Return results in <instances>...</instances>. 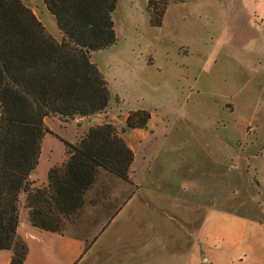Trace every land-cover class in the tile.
<instances>
[{
  "label": "rangeland",
  "instance_id": "1",
  "mask_svg": "<svg viewBox=\"0 0 264 264\" xmlns=\"http://www.w3.org/2000/svg\"><path fill=\"white\" fill-rule=\"evenodd\" d=\"M146 5L116 0V40L90 55L107 108L45 120L70 142L109 123L134 149L131 184L101 173L88 196L98 203L65 222L89 243L76 264H178L209 206L264 222V0H174L159 27ZM40 17L57 35L53 15ZM137 110L149 112L147 126L128 129ZM51 148L62 160V144Z\"/></svg>",
  "mask_w": 264,
  "mask_h": 264
},
{
  "label": "trees",
  "instance_id": "2",
  "mask_svg": "<svg viewBox=\"0 0 264 264\" xmlns=\"http://www.w3.org/2000/svg\"><path fill=\"white\" fill-rule=\"evenodd\" d=\"M174 0H147L151 26L159 27ZM62 33L56 39L22 0H0V250L13 249L9 264H23L24 245H14L19 193L26 195L31 224L63 234L78 217L99 171L129 182L134 153L109 123L90 127L72 144L61 139L66 159L47 172L48 184L33 188L49 116L60 121L104 111L109 90L91 61L93 51L116 40V0H42ZM149 112H130L128 129H145ZM41 204V209L33 208Z\"/></svg>",
  "mask_w": 264,
  "mask_h": 264
},
{
  "label": "crops",
  "instance_id": "3",
  "mask_svg": "<svg viewBox=\"0 0 264 264\" xmlns=\"http://www.w3.org/2000/svg\"><path fill=\"white\" fill-rule=\"evenodd\" d=\"M22 1L31 8L47 29L40 17L41 10L47 9L42 0ZM49 32L56 39L61 40L62 33L59 29L57 35H54L51 31ZM47 118L49 117L44 119V123ZM50 130L51 133H46L42 139L38 164L29 176L33 188L46 187L48 184V170L53 166H61L66 159L65 147L61 139L70 141L60 137L52 129ZM55 140H58L63 146V159L58 161L52 157L51 144ZM76 142L70 143L74 144ZM130 148L134 153V149ZM42 163L45 165L44 176L40 179L35 177L34 173ZM101 173L107 175L104 171H99L94 184L84 196V204L78 217L87 205L93 207L98 203V200L95 199L88 202V196L95 188ZM132 174L131 164L130 179ZM114 179L125 183L126 186L131 184L117 178ZM18 197L19 201H25L26 195L20 192ZM41 207V204H33V208L41 209ZM120 214L121 209H118L109 219L114 221ZM17 244L24 245L27 251L23 264H76L84 255L89 243L86 238L74 236L67 232L59 234L36 228L31 224L28 212L19 210L18 225L14 237V245ZM12 257L13 249L0 250V264H9ZM178 264H264V222L216 206H209L206 208L201 222L193 234L192 242L185 253L180 256Z\"/></svg>",
  "mask_w": 264,
  "mask_h": 264
}]
</instances>
